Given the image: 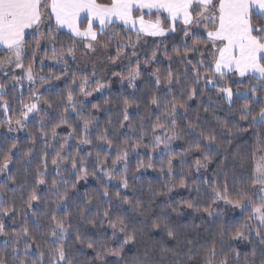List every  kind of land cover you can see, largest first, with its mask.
Returning <instances> with one entry per match:
<instances>
[{"label":"snow or ice","instance_id":"6c2138e0","mask_svg":"<svg viewBox=\"0 0 264 264\" xmlns=\"http://www.w3.org/2000/svg\"><path fill=\"white\" fill-rule=\"evenodd\" d=\"M62 35L67 36V42L61 40ZM169 37L172 38L171 46L166 43ZM148 38H152L151 41ZM149 42L155 45L151 53L147 50L141 52ZM41 49L43 57L53 65H64L65 76L68 75L69 60H77L81 49L85 57L113 49V53L107 56L108 61L117 64L127 60L128 71L126 74H112L122 84L127 81V87L132 89L137 87L136 81L140 79L142 69L161 63V56L169 61L163 72L157 67L150 73L151 82L158 91L161 85L167 89L162 96H151L150 103L158 113L154 120L149 121L151 128L145 129L141 123L137 130L139 139L130 142L131 132L125 133L129 139H125L122 145H114L105 128L98 133L96 140L107 147L96 152L95 160L89 162L91 152L80 155L81 145L93 144L91 129L96 123L90 112L85 115V101L94 92L108 86L96 79L95 69L87 75L72 73L70 82H66L64 91L57 98L62 111L58 118L53 119H58V123H52L50 128L45 122L48 112L42 105L51 108L52 103L44 98L39 88L30 92L27 101L21 98L18 112L11 108L4 98L7 79L10 78L14 84L26 79L31 85L37 81L61 79L51 73L40 75L35 71L33 65ZM29 56L31 62L27 60ZM40 65L43 71V58ZM174 66L176 71H173ZM16 69L22 74L16 75ZM0 71L6 78L5 83H0V108L3 109L0 126H7L8 132L22 130L30 118L38 117L39 137L47 149L53 147L52 142L58 141L57 128L62 125L72 127L69 120L72 113L80 122L79 132L74 128L62 138L58 148H54L51 164L55 168V176L50 183L46 179L47 151L43 153L34 183L27 191L14 175L8 174L13 150L18 149L17 143L13 142L6 151H0V175L6 174L4 181L0 182V237L4 238L0 264H9V255L11 264H74L70 251L72 245L68 243L73 235L76 245L95 253V264H108L107 256L117 258L112 264H157L155 248L150 241L159 233L167 237L161 236L155 241L161 252L171 251L179 256L183 250L179 245L183 244L187 247L185 256L190 261L195 260L196 264H240V253L232 241H248L254 245L251 253L245 255V264H256L257 249L264 256V152L258 160L253 157L249 182L239 188H229L226 173L223 184H220L209 180L202 172L212 164L220 147V138L235 135L234 129L240 132L247 130L239 122H248L250 127L264 125V107L259 111L250 107V103L258 102V90L264 88V0H0ZM234 76L241 81L258 82V86L253 85L249 89L250 101L245 95V104L239 109L236 123L221 120L215 112L211 113L216 120L214 125L207 118L201 123L199 113L194 118L195 122L188 118L192 111L188 101L204 99L205 94L213 89L231 105L233 90L221 85ZM206 99L208 105L201 107L208 113L213 97L207 95ZM104 103L109 104L110 101L105 100ZM123 105V120L128 121L127 127L132 130L128 111L131 104L126 97ZM91 107L99 110L101 105L92 104ZM229 114H232L231 109ZM182 118L187 121L183 126L178 123ZM120 126L125 125L122 123ZM149 130L152 151L163 146L162 155L168 157L161 160L159 169L167 181L165 190L149 188L148 199L144 201L135 194L132 197L122 194L121 190L133 187L130 179H139L136 172L154 168L151 154L147 165L141 160L132 172L128 162L130 152L148 147L144 136ZM30 136L34 145L36 137ZM185 137H188L185 139L187 146L180 152H173L172 143ZM69 140L77 141L74 153L65 151ZM114 147V158H111ZM260 147L264 148V140L260 141ZM31 153V147L23 153L24 163H31L27 159ZM190 153L199 154V157L187 171H181L179 180V187L188 190L190 196L176 205L166 202L159 212H154L152 202L155 198L171 193L177 186L173 159L178 157L183 166ZM217 175L219 173H213V176ZM90 176L100 187L94 190V194L87 191L80 194L77 185L81 181L87 183ZM192 176L201 177L199 183L191 179ZM112 181H117L113 185L116 189L114 195L108 187ZM9 182L17 187L10 188ZM42 185L47 186V194L41 193ZM41 202L44 211H41ZM185 209L198 214L203 223L219 226V244L223 248L227 243L234 254V261H230L227 255L224 259H217L215 242L204 249L202 262L196 259L194 245L197 242L189 238L184 231L186 226L175 218L182 217ZM237 209L241 215L246 214V218L238 226L233 223L229 230L225 217ZM129 211L140 217H154L149 220L150 228L144 219L136 220ZM16 225H19L18 230L14 227ZM88 225L97 229L99 235L88 238L81 231ZM193 227L198 228L199 225ZM145 234L149 240L143 241V252L131 259L125 258L122 255L125 248L129 245L135 247L139 242L137 238L142 239ZM168 241H175L177 246L169 249ZM113 244L118 246H111ZM171 264H183V261L173 260Z\"/></svg>","mask_w":264,"mask_h":264},{"label":"trees","instance_id":"16d2710c","mask_svg":"<svg viewBox=\"0 0 264 264\" xmlns=\"http://www.w3.org/2000/svg\"><path fill=\"white\" fill-rule=\"evenodd\" d=\"M120 31V29H117ZM134 38V37H133ZM151 41L152 38H148ZM61 40L67 42V36H61ZM169 46L172 44V38L169 37L166 41ZM151 42H149L144 49H141V52L147 50L149 54L151 53V49L154 47ZM31 51V49H29ZM83 50L81 49V53ZM81 53H78L77 60L72 61L69 60V69L68 75H64V65L56 64L53 65L52 62L43 57V49L38 53L35 62L34 68L37 73L40 75H48L53 74L54 76H60L61 79L56 80L53 79L49 82H40L37 81L35 85L27 84V85H17L13 84L9 79H7L6 87H5V99L8 101L9 106L13 109H16L17 112L19 110V103L21 98L23 97L25 101H27L30 92L39 88V91L44 94V98L48 99L52 103V107L48 108V105H42L48 112V116L46 117V123H48L49 128L52 123H58V118L62 108L58 102V96L61 92L64 91L66 87V82H70V77L72 73H78L79 75H87L91 74L93 69L97 72L96 79L100 80L102 83H106L108 86L102 89L100 92H97V98L95 100L92 99L88 103H85V115L89 112L92 116L96 118V123L91 129V135L93 138V144L90 145H81L80 146V155L84 156L86 153L91 152L92 157L89 158V162H93L95 160L96 152L100 150V148H106L107 145H102L96 137L100 131H103L105 128L108 130V136L113 140L115 144H123L125 139H129L124 134L131 132L130 142H135L139 139L138 129L143 123L145 129H150L151 124L149 121L155 119V115L158 114L155 106L151 105L150 100L152 95L162 96L167 91L163 85H161V90L158 91L152 83V77L150 75L151 71L155 68H160L161 72L164 71L168 67L169 61L164 59L161 56V63L156 65L148 66L146 70L142 69L141 77L136 81L137 87L135 89L132 88H114L111 83V78L113 76V72H121L126 74L128 71V61L124 60L123 62L118 61L117 64H111L107 56L113 53V49H109L107 51H99L96 54H93L91 57H85ZM44 59L43 71H41L40 60ZM27 60L31 62V56L27 57ZM87 61V62H86ZM173 71H176L175 66L173 67ZM105 78V79H103ZM5 76L0 71V83H5ZM43 83V87H40V84ZM111 83V86H110ZM257 85L258 82L256 80L244 79L241 81L238 77H233L232 79L227 80L225 84H222L221 87H230L233 90V98L232 104L229 105L228 102L221 97V94L217 93L214 89L211 92L205 94L204 99H196L194 101H188L191 106L192 111L188 113V118L193 119L199 113L201 117V123H203L204 119L207 118L211 124H215L216 120L212 116V112H215V116L219 117L221 120H227L230 124L236 123L238 121V113L239 109L245 104V95H247L248 100H251L249 89L253 86ZM93 87L95 84L93 83ZM207 95H211L213 97L212 108L208 113L203 112L202 105L206 107L208 105V101L206 99ZM127 98L130 101L131 106L128 111L130 114V121L133 125V129L130 130L127 125L128 121L123 120V99ZM258 102L250 103V107L255 111H259L261 107H264V88H260L257 92ZM110 101L109 104H105L104 101ZM92 104H100L101 107L99 110L93 109L91 107ZM139 105V107H137ZM216 105H220L217 107ZM229 109H231V115L229 114ZM43 115V113H41ZM3 118V109L0 108V119ZM70 123L72 127H68V125H62L57 128V132L59 134L58 141L52 142L53 147H49L44 149V140L39 137V123L37 118H30L27 122V127L24 128V133L14 139L6 133L7 126H0V151H6L7 148L11 145V143L15 142L18 145V149H14L12 153V164L9 165V173L14 175L17 181L25 185V190H30V186L34 183L35 173L37 167L41 164V157L45 151L48 153V175L46 179L48 182H51L52 177L55 176V168L51 164V158L55 155L54 148H58L59 142L62 141V138L67 135L68 132L72 131L74 128L79 132V124L80 122L76 119L75 113H72L69 117ZM186 119L178 120V123L183 126L186 123ZM124 124V127H121V124ZM245 129L244 132H240L238 129H234L235 135H225L220 138V147L217 152L214 154L213 162L210 164L207 171L202 170L203 175L207 177L209 180L213 182H219L223 184L224 182V173L227 174L228 177V185L230 189L239 188L242 184L247 185L249 182L250 175L252 174V168L254 166V159L258 160L261 152H264V148L260 147V141L264 140V125L257 127H250L248 122H239ZM36 137V142L33 145L31 141V136ZM151 131L149 130L147 134L144 136V143L148 145L147 148L141 147L136 152H130L128 157L129 169L130 172L134 171L137 167V164L142 160L145 165L149 163L148 155L151 154L153 157L154 168H146L141 169L140 172H136L135 175L139 178L135 181L130 179V184H132V188L128 190H121L122 194H127L129 197H132L134 194L141 197L142 200L147 201L149 188L153 191H161L164 189V184L167 181V177L162 175L159 171L161 167V160H166L167 155H162L164 153L163 146L155 152L152 151V143H151ZM79 136H77V139ZM184 139H180L174 141L171 145L173 152H180L187 145L185 144ZM231 141V142H229ZM76 140H69L68 146L66 147V152H75ZM32 148L31 155L27 158L31 161V163H24L23 153L28 151L29 148ZM115 147L112 149L110 156L114 158ZM199 157V154H188L185 159L187 163L181 166L180 159L177 157L173 159V171H174V182L177 185L176 188L171 193L167 195L157 196L155 200L152 202V210L154 212H159L160 208L164 207L165 203H171L173 205L179 204L183 198H188L190 196V192L184 188L179 187V180L181 171H187L189 166L194 163V160ZM166 169V166H165ZM213 173H219L217 176H213ZM6 175V174H5ZM5 175H0V182H3L5 179ZM191 179L196 180L199 183L201 177L192 176ZM114 184H109V190L115 193L116 189L113 187ZM10 188H16L17 185L11 184L9 182L8 185ZM100 187L97 181L91 176L88 179V182L85 183L81 181L77 185V191L80 194H83L85 191L89 192L90 195L94 194V190ZM135 189V192L133 191ZM251 191V189H249ZM40 191L42 194H47V186H40ZM203 196V193H202ZM207 199V197H204ZM211 202L210 200L208 201ZM78 203V201L76 202ZM41 211H44L43 202H41ZM126 209L127 205L124 206ZM94 210V209H93ZM74 211V209H73ZM63 213H61L62 215ZM129 215L135 216L136 220L144 219L146 223H148V227L150 228L149 220L154 217H140L135 213L129 211ZM175 217V214H173ZM231 216V215H230ZM227 216L225 220L227 221L226 227L230 230L233 226V223L238 226L239 223L243 222V218L235 217L233 218ZM179 220L180 224L185 225L184 231L189 234V238L193 241L197 242L194 245V251L196 255V259H200L202 262V256L204 249H207L212 246V244L216 243V251L218 253L217 259H224L225 255L228 256L230 261H234L235 257L232 253V249L227 247V243H225L224 247L221 248L219 244V231L221 230L218 225H212L210 223H203L199 215L196 213H192L191 210L185 209V214L182 217H175ZM75 223V216L74 221ZM11 223L10 221L8 222ZM193 225H199V227H193ZM17 230L19 225L14 226ZM81 231L86 233L88 238H95V236L99 235L97 229H93L90 225L85 226ZM74 232V230H73ZM161 236H164L163 233L156 234L152 237L150 244L153 248H155V260L157 264H171V261L176 260L178 262L183 261V264H196L195 260H188L187 256H185V252H187V247L183 244L179 245L183 250L180 252L179 256H175L171 251L169 252H161L159 246L155 244V241L159 240ZM74 235L72 239L68 241L72 247L70 251L74 256V264H87V262H94L95 253L87 249L86 247L81 248L80 245H76L74 243ZM138 243L135 247L129 245L125 248L124 253L122 254L127 259H131L136 256L138 253H142L143 241L149 240V236L145 234L143 238H137ZM164 239H167L164 236ZM233 247L240 253V264H245L244 258L246 254L251 253L254 245L249 243L248 241H232ZM116 247L118 245H111ZM175 241H168L167 247L169 249H173L176 247ZM10 252V250H9ZM4 254V238L0 237V255ZM9 264H11V256H8ZM117 258L113 256H107L105 260L108 264H112ZM261 260H264V256H261L259 250L257 249L256 256V264H261ZM251 261V257L249 256V262Z\"/></svg>","mask_w":264,"mask_h":264},{"label":"rangeland","instance_id":"374dc122","mask_svg":"<svg viewBox=\"0 0 264 264\" xmlns=\"http://www.w3.org/2000/svg\"><path fill=\"white\" fill-rule=\"evenodd\" d=\"M78 59V58H77ZM87 62V61H86ZM40 64V63H39ZM1 73L3 74V72L1 71ZM15 74L16 75H21L22 73H21V71L19 70V69H16L15 70ZM103 79H105V78H103ZM111 83H112V86H111V83H110V86H111V88L112 87H114V88H128L127 87V81H124L123 82V84L120 82V80H119V78L118 77H116V76H112V78H111ZM13 83V82H12ZM29 82L26 80V79H24V80H22L19 84H17V85H27ZM14 84V83H13ZM101 93V92H100ZM97 92H94L93 93V95L92 96H90V97H88L87 98V100L85 101V103H88L90 100L92 101V99L93 100H95L96 98H97ZM6 133L8 134V136H10V137H12V138H14V139H17L16 137H18V136H20V135H22L23 133H24V129H22V130H19V131H15V132H8L7 131V127H6ZM258 159H259V157H258ZM112 184H116L117 183V181H112L111 182ZM110 183V184H111ZM222 207H223V205H222ZM231 215V216H230ZM228 216H230V217H241V218H243V221H244V219L246 218V214L245 215H241L240 214V210H235V212H229V214H228Z\"/></svg>","mask_w":264,"mask_h":264}]
</instances>
